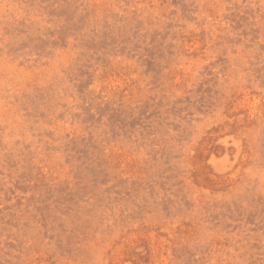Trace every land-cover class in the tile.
Listing matches in <instances>:
<instances>
[{
  "label": "rangeland",
  "instance_id": "rangeland-1",
  "mask_svg": "<svg viewBox=\"0 0 264 264\" xmlns=\"http://www.w3.org/2000/svg\"><path fill=\"white\" fill-rule=\"evenodd\" d=\"M0 264H264V0H0Z\"/></svg>",
  "mask_w": 264,
  "mask_h": 264
}]
</instances>
